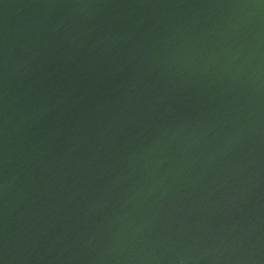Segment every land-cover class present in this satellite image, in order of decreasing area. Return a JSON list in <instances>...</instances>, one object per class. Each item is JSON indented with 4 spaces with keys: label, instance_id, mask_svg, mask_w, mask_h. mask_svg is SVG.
<instances>
[{
    "label": "water",
    "instance_id": "95a60500",
    "mask_svg": "<svg viewBox=\"0 0 264 264\" xmlns=\"http://www.w3.org/2000/svg\"><path fill=\"white\" fill-rule=\"evenodd\" d=\"M0 264H264V0H0Z\"/></svg>",
    "mask_w": 264,
    "mask_h": 264
}]
</instances>
